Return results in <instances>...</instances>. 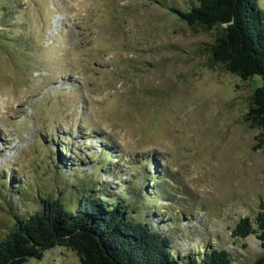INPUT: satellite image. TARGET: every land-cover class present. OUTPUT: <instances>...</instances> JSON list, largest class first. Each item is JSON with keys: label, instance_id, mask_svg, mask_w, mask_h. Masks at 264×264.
I'll use <instances>...</instances> for the list:
<instances>
[{"label": "rangeland", "instance_id": "rangeland-1", "mask_svg": "<svg viewBox=\"0 0 264 264\" xmlns=\"http://www.w3.org/2000/svg\"><path fill=\"white\" fill-rule=\"evenodd\" d=\"M195 1L0 0V236L85 189L144 210L182 255L264 256L256 235L232 237L264 200V131L249 118L264 83L213 59L220 28L161 5ZM26 264L81 262L57 247Z\"/></svg>", "mask_w": 264, "mask_h": 264}, {"label": "trees", "instance_id": "trees-1", "mask_svg": "<svg viewBox=\"0 0 264 264\" xmlns=\"http://www.w3.org/2000/svg\"><path fill=\"white\" fill-rule=\"evenodd\" d=\"M260 1L196 0L184 11L161 5L190 26L220 28L211 47L213 59L244 80L258 76L264 83V10ZM249 118L264 131V84L253 93ZM257 140L256 148L264 146V133ZM78 193L75 208L58 198L41 200L40 210L19 219L0 236V264L41 261L47 251L57 247L74 252L81 264L232 263L224 249H207L200 255L174 252L171 238L155 230L143 218L144 210L123 196L111 202L102 194L94 197L89 190ZM251 235H256L264 248V200L254 218H242L232 231L235 239L246 240ZM257 264H264V256Z\"/></svg>", "mask_w": 264, "mask_h": 264}, {"label": "bare ground", "instance_id": "bare-ground-1", "mask_svg": "<svg viewBox=\"0 0 264 264\" xmlns=\"http://www.w3.org/2000/svg\"><path fill=\"white\" fill-rule=\"evenodd\" d=\"M53 25H57V23L56 22H54V24Z\"/></svg>", "mask_w": 264, "mask_h": 264}, {"label": "water", "instance_id": "water-1", "mask_svg": "<svg viewBox=\"0 0 264 264\" xmlns=\"http://www.w3.org/2000/svg\"><path fill=\"white\" fill-rule=\"evenodd\" d=\"M257 77V76H256Z\"/></svg>", "mask_w": 264, "mask_h": 264}]
</instances>
